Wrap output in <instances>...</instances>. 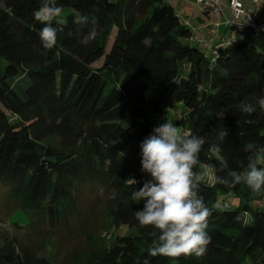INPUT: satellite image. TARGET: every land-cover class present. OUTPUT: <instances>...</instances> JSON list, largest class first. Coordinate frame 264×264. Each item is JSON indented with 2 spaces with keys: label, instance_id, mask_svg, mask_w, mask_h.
<instances>
[{
  "label": "trees",
  "instance_id": "1",
  "mask_svg": "<svg viewBox=\"0 0 264 264\" xmlns=\"http://www.w3.org/2000/svg\"><path fill=\"white\" fill-rule=\"evenodd\" d=\"M54 2L63 23L46 49L33 19L40 0H0V192L29 218L11 225L65 234L88 222L85 200H107L120 231L91 264H264V194L221 182L264 146V112L238 110L264 94V30L235 22L209 56L170 0ZM179 104L177 126L205 140L195 170L211 243L200 257H152L131 193L149 178L140 143ZM42 246L0 245V264H53Z\"/></svg>",
  "mask_w": 264,
  "mask_h": 264
},
{
  "label": "clouds",
  "instance_id": "2",
  "mask_svg": "<svg viewBox=\"0 0 264 264\" xmlns=\"http://www.w3.org/2000/svg\"><path fill=\"white\" fill-rule=\"evenodd\" d=\"M63 9L54 0H40L33 12L34 21L43 25L38 31L41 45L51 49L57 45L58 27ZM90 31L88 38L95 37ZM264 112V94L253 103H240L238 110ZM205 144L202 136L182 134L171 120L155 126L141 143V171L149 178L133 190L131 200L142 207L134 211L135 220L151 229L155 239L148 254L152 257L202 256L211 243L207 231L211 215L203 196L198 194L204 173L195 168L201 163L200 153ZM219 150V149H218ZM133 183H138L131 179ZM221 182L235 188L243 183L253 194H264V146L254 147L247 165ZM246 213L236 217L243 219Z\"/></svg>",
  "mask_w": 264,
  "mask_h": 264
},
{
  "label": "rangeland",
  "instance_id": "3",
  "mask_svg": "<svg viewBox=\"0 0 264 264\" xmlns=\"http://www.w3.org/2000/svg\"><path fill=\"white\" fill-rule=\"evenodd\" d=\"M179 2L180 0H173L172 5L181 16V21L183 23L188 22L191 28L194 29L197 19L203 16L204 6L197 4L195 0H183L181 4ZM223 3L225 14L219 17L223 16L226 18L228 16L232 18L230 9L227 6L229 0H223ZM192 7H194L195 14L185 17L186 14H189L188 12L192 11ZM238 23L240 22L238 21ZM231 36L232 38L241 37L237 33ZM200 47L206 55L210 56L212 54L211 49H207L204 46ZM186 114V108L179 104L175 109L169 110L166 115L156 117L155 126L166 119L176 123L186 116ZM179 129L183 134V128L179 127ZM207 173L209 180L212 182L213 172L208 170ZM1 194L0 192V245L10 243L17 248L29 247L36 249L42 246V243L45 241L44 246L40 248L39 255L49 258L53 264H91L95 261L96 255L109 248L114 242L115 235L120 231L114 227L110 216L112 204L107 200L95 204L96 201L94 202L92 199L85 200L83 205L86 214L90 216L88 222L83 227L73 222L69 226L70 232L67 231L61 235L49 232V227L45 224H35L30 230L17 229L11 225L10 221L26 225L29 218L25 213L16 211L18 208L17 201L6 202V199ZM239 200L231 197L230 204H239ZM251 203L254 206L258 205L256 201ZM94 206L95 208L92 211L91 209Z\"/></svg>",
  "mask_w": 264,
  "mask_h": 264
},
{
  "label": "crops",
  "instance_id": "4",
  "mask_svg": "<svg viewBox=\"0 0 264 264\" xmlns=\"http://www.w3.org/2000/svg\"><path fill=\"white\" fill-rule=\"evenodd\" d=\"M194 1V0H192ZM196 1V0H195ZM245 7L255 9L258 8L259 14L264 15V0H261L258 5H255L253 3V0H240ZM172 3L173 0H170ZM183 0H180L179 4H181ZM195 3V2H194ZM226 6V5H225ZM176 9V8H175ZM177 11V9H176ZM178 13V12H177ZM189 14L187 15H194V7H192V11L188 12ZM179 14V13H178ZM182 15V14H181ZM229 18L228 16H226ZM222 18V19H221ZM189 19V18H187ZM225 18L219 17V16H212L209 13H207L205 10H203V16L199 17L197 19V23L194 25V29L190 28L194 32V37L195 38H200L203 40L202 46H204L207 49H211V52H214L216 47L222 42L223 38L225 37V31L227 29V26L224 25ZM219 24L217 27L216 25ZM215 44V45H214Z\"/></svg>",
  "mask_w": 264,
  "mask_h": 264
},
{
  "label": "built area",
  "instance_id": "5",
  "mask_svg": "<svg viewBox=\"0 0 264 264\" xmlns=\"http://www.w3.org/2000/svg\"><path fill=\"white\" fill-rule=\"evenodd\" d=\"M260 1L261 0H253V3L258 5ZM196 3L203 5L205 10L212 16L225 14L223 0H196ZM227 6L230 9L232 18H225V26L229 27L239 21L240 23L246 24L248 27L264 30V15L260 16L258 8H247L240 0H229ZM216 26L218 27L219 24Z\"/></svg>",
  "mask_w": 264,
  "mask_h": 264
}]
</instances>
